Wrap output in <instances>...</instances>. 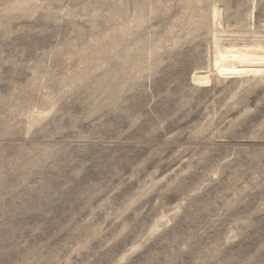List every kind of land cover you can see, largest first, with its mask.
I'll list each match as a JSON object with an SVG mask.
<instances>
[{"label":"rangeland","instance_id":"1","mask_svg":"<svg viewBox=\"0 0 264 264\" xmlns=\"http://www.w3.org/2000/svg\"><path fill=\"white\" fill-rule=\"evenodd\" d=\"M0 264H264V0H0Z\"/></svg>","mask_w":264,"mask_h":264},{"label":"bare ground","instance_id":"2","mask_svg":"<svg viewBox=\"0 0 264 264\" xmlns=\"http://www.w3.org/2000/svg\"><path fill=\"white\" fill-rule=\"evenodd\" d=\"M220 66H223V67H235V66H259L257 65V63H251L250 61L247 62V61H242V60H239L238 61H225V62H222L220 64ZM198 78H199V81L200 83H206L209 81V78H210V75L209 74H199L198 75Z\"/></svg>","mask_w":264,"mask_h":264}]
</instances>
